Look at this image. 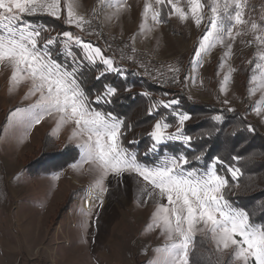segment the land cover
Segmentation results:
<instances>
[{"label":"rangeland","instance_id":"obj_1","mask_svg":"<svg viewBox=\"0 0 264 264\" xmlns=\"http://www.w3.org/2000/svg\"><path fill=\"white\" fill-rule=\"evenodd\" d=\"M52 35L71 60L80 50L264 133V0H0V264H190L196 237L219 263L264 264V234L215 168L137 162L52 58Z\"/></svg>","mask_w":264,"mask_h":264},{"label":"trees","instance_id":"obj_2","mask_svg":"<svg viewBox=\"0 0 264 264\" xmlns=\"http://www.w3.org/2000/svg\"><path fill=\"white\" fill-rule=\"evenodd\" d=\"M50 26L45 21L37 25L39 31L53 29ZM54 36L52 58L72 74L91 108L121 124V144L134 153L137 162L159 167L172 158L185 171L214 167L225 181V202L264 234V133L257 125L242 113L194 103L182 92L153 88L134 72H106L103 64L90 61L80 50L71 60L63 49L65 44ZM158 122L167 127L164 141L153 136ZM78 156L79 151L73 149L65 161H76ZM190 264H231V258L219 263L208 242L196 237Z\"/></svg>","mask_w":264,"mask_h":264}]
</instances>
